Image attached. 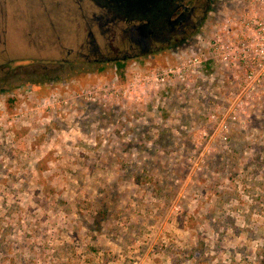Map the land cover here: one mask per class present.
I'll return each mask as SVG.
<instances>
[{
  "label": "rangeland",
  "instance_id": "rangeland-1",
  "mask_svg": "<svg viewBox=\"0 0 264 264\" xmlns=\"http://www.w3.org/2000/svg\"><path fill=\"white\" fill-rule=\"evenodd\" d=\"M203 1L150 52L92 3L97 54L0 56V264H264V5Z\"/></svg>",
  "mask_w": 264,
  "mask_h": 264
},
{
  "label": "crops",
  "instance_id": "crops-1",
  "mask_svg": "<svg viewBox=\"0 0 264 264\" xmlns=\"http://www.w3.org/2000/svg\"><path fill=\"white\" fill-rule=\"evenodd\" d=\"M85 7L84 0H0V56L31 55L27 48L36 44L56 60L59 48L83 45L90 31Z\"/></svg>",
  "mask_w": 264,
  "mask_h": 264
},
{
  "label": "flooded vegetation",
  "instance_id": "flooded-vegetation-1",
  "mask_svg": "<svg viewBox=\"0 0 264 264\" xmlns=\"http://www.w3.org/2000/svg\"><path fill=\"white\" fill-rule=\"evenodd\" d=\"M158 1L161 3L159 13H162L163 16L161 17L164 20L153 16V21L149 19L144 21L145 19H139L142 8L138 1L132 2L131 7H129V5H123L122 0H108L114 5L110 8H101L105 10L98 18V25L102 34L118 31L122 43L130 42L133 49L138 46L143 52H150L156 46L170 44L175 38L196 29L198 26L195 19L199 17V14L202 18V13L205 12L206 8L203 0ZM188 3L193 4L190 6ZM91 36L92 33L89 32L90 45L92 44ZM94 43L92 44L93 50L97 54L99 49L95 47ZM128 58L126 55L125 60Z\"/></svg>",
  "mask_w": 264,
  "mask_h": 264
},
{
  "label": "trees",
  "instance_id": "trees-1",
  "mask_svg": "<svg viewBox=\"0 0 264 264\" xmlns=\"http://www.w3.org/2000/svg\"><path fill=\"white\" fill-rule=\"evenodd\" d=\"M109 1H113V0H109ZM137 1L139 2L140 7L142 8L140 12V17H139L140 20H143V19H145L144 21H147L146 19L152 20L153 16L160 17V19L164 20V18L161 17L163 16L162 13H159V11L161 10V3L158 0H122V3L123 5H129V7H131L132 2L136 3ZM84 2H88V6L90 8L92 7V3H93V5H95L101 11H105V10H102L101 8H104V7L110 8V7H113L114 5L113 2H108V0H84ZM98 18L99 16L96 15L95 20L97 24H98ZM88 22L90 26L89 32L92 33L91 19ZM118 68L120 69L123 68V65L118 64ZM136 181L139 184V182H141V176H136ZM101 214L102 212H98V214L96 215L94 219L97 221V218L101 216Z\"/></svg>",
  "mask_w": 264,
  "mask_h": 264
},
{
  "label": "built area",
  "instance_id": "built-area-1",
  "mask_svg": "<svg viewBox=\"0 0 264 264\" xmlns=\"http://www.w3.org/2000/svg\"><path fill=\"white\" fill-rule=\"evenodd\" d=\"M256 2H259V3H261V4H263L264 5V0H255ZM255 23L258 25V26H260V27H263V21H262V19H255Z\"/></svg>",
  "mask_w": 264,
  "mask_h": 264
}]
</instances>
